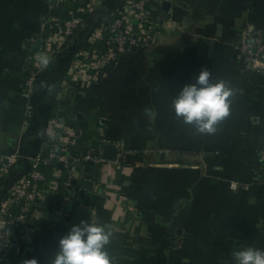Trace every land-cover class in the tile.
I'll list each match as a JSON object with an SVG mask.
<instances>
[{
	"label": "crops",
	"instance_id": "crops-1",
	"mask_svg": "<svg viewBox=\"0 0 264 264\" xmlns=\"http://www.w3.org/2000/svg\"><path fill=\"white\" fill-rule=\"evenodd\" d=\"M123 1H104L49 58L25 119L21 88L33 55L50 21L67 18L82 3L0 0V168L5 155L38 152L50 126L67 142L65 169L56 167L59 190L48 195L56 199L47 197L45 210L38 204L37 216L22 237L14 235L17 242L13 237L0 264L33 258L51 264L59 239L73 226V201L63 198L69 181L62 180L72 165L71 177L83 174L72 186L79 188L75 206L88 208L90 222L111 233L106 247L112 264H235V251L264 249V184L257 162L264 148V73L244 68L237 46L246 30L264 40V0H169L168 10L151 5L149 17L160 28L149 45L119 56L76 87L64 84L86 37ZM202 69L234 90L230 115L210 135L172 109L180 88ZM107 143L122 147V167L82 160L87 152L102 153ZM26 166L23 158L0 173V198Z\"/></svg>",
	"mask_w": 264,
	"mask_h": 264
},
{
	"label": "built area",
	"instance_id": "built-area-1",
	"mask_svg": "<svg viewBox=\"0 0 264 264\" xmlns=\"http://www.w3.org/2000/svg\"><path fill=\"white\" fill-rule=\"evenodd\" d=\"M80 1L82 6L71 12L67 18H53L50 21L48 32L38 51L33 55V65L27 71L21 88L25 119L29 118L32 110L31 102L35 93L36 77L46 68L43 61L45 59L48 61L52 55L59 54L65 40L78 33L85 25L84 17L93 13L106 0ZM162 2L163 0H124L107 13L97 32L87 36L84 41V43H96L106 33L107 50L100 53L96 50L90 52L81 47L73 56L64 84L88 81L89 74L107 71L117 62L119 56L140 46L149 45L160 27L150 19L148 8L151 5H161ZM237 46L243 58L244 68L251 72L264 73V40L260 33L255 30L244 31L237 40ZM66 144L62 132L50 126L38 152L23 157L22 153L16 151L4 156L5 162L0 168V173L23 158L27 166L22 175L0 198V258L11 248L14 235L21 237L24 235L26 225L32 216H37L38 204L44 202L49 194L58 192L61 181L60 171L53 167L52 179L48 180L43 173V167H52L59 162L67 161ZM115 147L113 159L103 157L98 150L85 153L82 160L97 165L110 164L119 167L123 159V150L118 144ZM257 162L259 180L264 184V148L259 150ZM73 169L72 165L68 170L70 177ZM231 186L235 188L234 184Z\"/></svg>",
	"mask_w": 264,
	"mask_h": 264
},
{
	"label": "clouds",
	"instance_id": "clouds-1",
	"mask_svg": "<svg viewBox=\"0 0 264 264\" xmlns=\"http://www.w3.org/2000/svg\"><path fill=\"white\" fill-rule=\"evenodd\" d=\"M48 63L47 59L43 61ZM233 88L224 80H213L202 69L194 82L186 83L172 100L177 118L195 127L201 134H214L219 122L230 115ZM111 233L99 223L81 220L58 241V251L51 264H112L107 245ZM235 264H264V249L244 247L233 253ZM26 264H39L35 258Z\"/></svg>",
	"mask_w": 264,
	"mask_h": 264
},
{
	"label": "water",
	"instance_id": "water-1",
	"mask_svg": "<svg viewBox=\"0 0 264 264\" xmlns=\"http://www.w3.org/2000/svg\"><path fill=\"white\" fill-rule=\"evenodd\" d=\"M162 8L164 10H168L170 8V2L167 1V0H163L162 2ZM47 26V25H46ZM45 34V31L44 33ZM115 150H116V147L114 144L112 143H107V144H104L103 147H102V156L107 158V159H113L114 156H115ZM88 163H91V162H88ZM82 162H78L76 163L75 167L76 169H81L82 167ZM57 166L59 168V170H64L65 169V164L63 162H59L57 163ZM68 170L71 169V167H68L67 168ZM83 178V174H79L78 177H70V174L67 172L64 174L63 176V181L64 183L68 182L69 181V185L67 187V191L63 194V198L64 199H67V200H71L73 201V203L71 202L70 205H71V209H74V214H73V225L74 224H79L81 220H88L90 221V217H91V211L86 208V207H83V206H79V207H76L75 206V202H78L76 201L77 198L75 197L76 194L75 192H78L79 188L76 186V187H72L73 185H75L77 183V180L78 179H82ZM89 186V185H88ZM73 188V194H69L68 191H71V189ZM61 191L65 190V186L62 185L60 187ZM80 197H82L84 195L83 192H79L78 193ZM56 199V196L55 195H50L48 197V201H54ZM47 202H43L40 204V207H42V209L45 210V208L47 207ZM61 203L60 202H56L54 204V209L56 212H59L61 210ZM49 216H50V213L49 212H44L43 213V219H49ZM59 219V218H58ZM69 218L68 217H65V220H68ZM14 241L17 242V237H14Z\"/></svg>",
	"mask_w": 264,
	"mask_h": 264
},
{
	"label": "trees",
	"instance_id": "trees-1",
	"mask_svg": "<svg viewBox=\"0 0 264 264\" xmlns=\"http://www.w3.org/2000/svg\"><path fill=\"white\" fill-rule=\"evenodd\" d=\"M106 26V25H105ZM107 34L104 33L103 38L99 41H97L96 43H83L82 44V49L93 52V50H96L97 52H104L107 50L108 48V43H107ZM71 86L76 87L75 84H71ZM125 163L124 159H121L120 161V166L122 167ZM53 167H57V164L53 165L52 167H43V173L45 175V177H49L50 173H52V169Z\"/></svg>",
	"mask_w": 264,
	"mask_h": 264
}]
</instances>
